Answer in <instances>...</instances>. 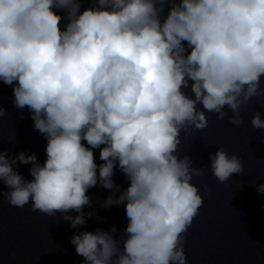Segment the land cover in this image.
Here are the masks:
<instances>
[{
    "label": "clouds",
    "instance_id": "clouds-1",
    "mask_svg": "<svg viewBox=\"0 0 264 264\" xmlns=\"http://www.w3.org/2000/svg\"><path fill=\"white\" fill-rule=\"evenodd\" d=\"M262 78L264 0H0V83L46 140L43 163L0 150V195L75 229L99 185L110 192L101 206L123 205L127 226L74 233L81 264H187L205 168L181 154L183 137L207 113L243 125ZM250 124L264 129L259 112ZM209 160L222 184L244 172L222 146Z\"/></svg>",
    "mask_w": 264,
    "mask_h": 264
}]
</instances>
